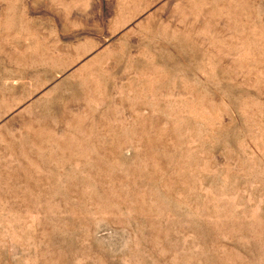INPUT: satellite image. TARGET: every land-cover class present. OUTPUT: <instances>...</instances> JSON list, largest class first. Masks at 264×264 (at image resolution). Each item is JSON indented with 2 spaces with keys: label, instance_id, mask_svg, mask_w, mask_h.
<instances>
[{
  "label": "rangeland",
  "instance_id": "rangeland-1",
  "mask_svg": "<svg viewBox=\"0 0 264 264\" xmlns=\"http://www.w3.org/2000/svg\"><path fill=\"white\" fill-rule=\"evenodd\" d=\"M0 264H264V0H0Z\"/></svg>",
  "mask_w": 264,
  "mask_h": 264
}]
</instances>
